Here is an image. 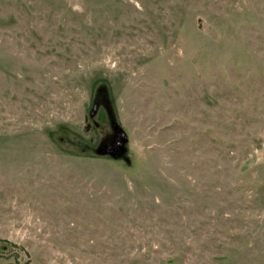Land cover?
<instances>
[{"label":"rangeland","instance_id":"rangeland-1","mask_svg":"<svg viewBox=\"0 0 264 264\" xmlns=\"http://www.w3.org/2000/svg\"><path fill=\"white\" fill-rule=\"evenodd\" d=\"M0 264H264V0H0Z\"/></svg>","mask_w":264,"mask_h":264},{"label":"flooded vegetation","instance_id":"flooded-vegetation-1","mask_svg":"<svg viewBox=\"0 0 264 264\" xmlns=\"http://www.w3.org/2000/svg\"><path fill=\"white\" fill-rule=\"evenodd\" d=\"M122 141H118L116 146L112 148V153H119L121 149Z\"/></svg>","mask_w":264,"mask_h":264}]
</instances>
